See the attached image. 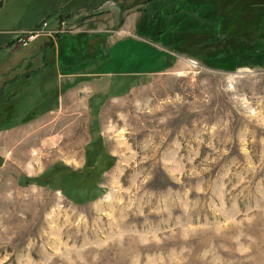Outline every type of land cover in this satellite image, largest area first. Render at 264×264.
<instances>
[{
  "label": "rangeland",
  "instance_id": "rangeland-1",
  "mask_svg": "<svg viewBox=\"0 0 264 264\" xmlns=\"http://www.w3.org/2000/svg\"><path fill=\"white\" fill-rule=\"evenodd\" d=\"M8 96L0 264H264V0H0Z\"/></svg>",
  "mask_w": 264,
  "mask_h": 264
},
{
  "label": "trees",
  "instance_id": "trees-1",
  "mask_svg": "<svg viewBox=\"0 0 264 264\" xmlns=\"http://www.w3.org/2000/svg\"><path fill=\"white\" fill-rule=\"evenodd\" d=\"M39 38H36L34 40H32L31 42H29L28 44H26L25 46H29L31 43L35 42L36 40H38ZM45 41H43V43L39 44L38 50H35V52L29 54L27 57H25L24 59H22L19 63L13 65L11 68H9L8 71H5L2 75H4L5 77H17L16 79H23V82L21 85H19V87L17 88L16 93H17V97L21 94V93H26V91H24V88L26 86V80L28 77H32L37 73H40L42 70V67H47L50 66V57L48 56L51 52L49 51V49L51 48V46L53 45V41L49 40L48 43L51 46H45ZM37 68L39 70H37ZM72 69V68H71ZM56 70V68H55ZM59 70V69H58ZM61 70V69H60ZM4 79V77H3ZM15 79V78H13ZM16 84V83H15ZM22 91V92H20ZM30 91H27V94H29ZM26 97V94H25ZM2 98V99H1ZM0 98V119H7L6 117L9 116V113L11 114L10 116L12 117L15 114V111L12 112V110L15 108V104L11 103V101L13 100L12 97L10 98L9 96L4 98L1 97ZM17 111V110H16ZM35 113H31L32 115H30L31 118L36 114ZM10 117V118H11ZM75 188L78 186H74Z\"/></svg>",
  "mask_w": 264,
  "mask_h": 264
},
{
  "label": "built area",
  "instance_id": "built-area-1",
  "mask_svg": "<svg viewBox=\"0 0 264 264\" xmlns=\"http://www.w3.org/2000/svg\"><path fill=\"white\" fill-rule=\"evenodd\" d=\"M35 37V35H33V36H29L28 38L26 37L25 39H24V44H28L29 42H31L32 40H34L33 38Z\"/></svg>",
  "mask_w": 264,
  "mask_h": 264
},
{
  "label": "crops",
  "instance_id": "crops-1",
  "mask_svg": "<svg viewBox=\"0 0 264 264\" xmlns=\"http://www.w3.org/2000/svg\"><path fill=\"white\" fill-rule=\"evenodd\" d=\"M64 69H65V68H64ZM64 69H61V70L59 69V70H60V72H63V73H65L66 71H65ZM59 70H57V69H56V70H55V71H56V73H58L57 71H59ZM60 75H61V74H60ZM36 105H38V103H37Z\"/></svg>",
  "mask_w": 264,
  "mask_h": 264
}]
</instances>
